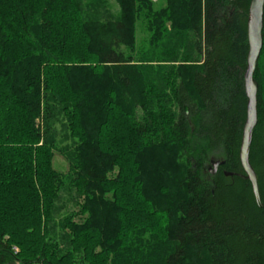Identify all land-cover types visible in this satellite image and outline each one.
Instances as JSON below:
<instances>
[{"label": "trees", "instance_id": "16d2710c", "mask_svg": "<svg viewBox=\"0 0 264 264\" xmlns=\"http://www.w3.org/2000/svg\"><path fill=\"white\" fill-rule=\"evenodd\" d=\"M251 1L0 0V264H264ZM254 79L264 204V30Z\"/></svg>", "mask_w": 264, "mask_h": 264}, {"label": "water", "instance_id": "95a60500", "mask_svg": "<svg viewBox=\"0 0 264 264\" xmlns=\"http://www.w3.org/2000/svg\"><path fill=\"white\" fill-rule=\"evenodd\" d=\"M263 30H264V0H252L249 10L248 19V41L249 54L247 68L244 74L245 90L248 99L247 102V119L243 128L242 142L240 148V160L245 171L244 178L248 179L253 188L256 202L260 208H264L258 187V179L255 170L250 163V151L253 141L254 129L258 123V89L259 84L254 79V73L263 47ZM188 114V108H185ZM221 160H212L211 170L215 174L219 166L224 165Z\"/></svg>", "mask_w": 264, "mask_h": 264}, {"label": "rangeland", "instance_id": "374dc122", "mask_svg": "<svg viewBox=\"0 0 264 264\" xmlns=\"http://www.w3.org/2000/svg\"><path fill=\"white\" fill-rule=\"evenodd\" d=\"M110 3V9L114 14H118L119 12V7L116 4V0H108ZM152 2L155 5V8L157 10H160L161 8H165L166 7V0H152ZM170 26V25H168ZM149 37H150V33L147 30V26L145 25V23L142 20H139L137 23V40H138V45L143 49L146 50L148 41H149ZM140 50V49H139ZM189 112V109H188ZM58 130H59V134H60V139L63 138V136H61L63 133V129L61 127L60 124L57 125ZM66 143H64L63 145H66ZM62 146V145H61ZM222 160V158H220ZM219 159V160H220ZM54 166L55 168L62 172V173H67L69 171V164L66 161V159L58 152L56 151L55 157H54ZM210 169H212V166L210 167ZM71 195L68 191H65L62 195V200H61V204L64 205L66 207L67 210L72 209L74 206V201L71 199Z\"/></svg>", "mask_w": 264, "mask_h": 264}]
</instances>
